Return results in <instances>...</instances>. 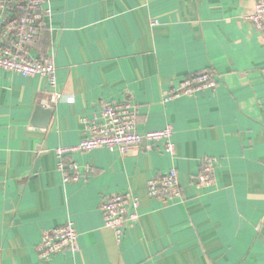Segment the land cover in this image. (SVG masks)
I'll return each instance as SVG.
<instances>
[{
	"label": "crops",
	"instance_id": "1",
	"mask_svg": "<svg viewBox=\"0 0 264 264\" xmlns=\"http://www.w3.org/2000/svg\"><path fill=\"white\" fill-rule=\"evenodd\" d=\"M47 36L63 99L44 126L43 78L0 71V264H264V41L247 18L255 0H50ZM217 87L168 103L171 88L203 71ZM133 97L141 133L173 129L176 154L145 143L127 156L98 149L67 160L91 169L65 183L55 154L86 136L82 118ZM41 123V120H40ZM215 184H192L201 160ZM39 163V165H37ZM182 198L155 200L148 183L170 170ZM131 192L139 222L118 243L104 197ZM73 223L77 250L38 259L42 234Z\"/></svg>",
	"mask_w": 264,
	"mask_h": 264
},
{
	"label": "built area",
	"instance_id": "2",
	"mask_svg": "<svg viewBox=\"0 0 264 264\" xmlns=\"http://www.w3.org/2000/svg\"><path fill=\"white\" fill-rule=\"evenodd\" d=\"M50 0H0V71L21 75L27 78H43L50 90V99L42 101L43 108L56 106L63 96L57 91V68L55 50L43 56H33L32 46L38 45L47 30L46 19L51 11ZM260 33L264 41V0H255L254 13L247 18ZM217 87L213 71H203L182 80L177 87L165 93L163 103L183 96L192 97ZM85 138L76 146L60 147L55 154L58 170L65 183H78L87 180L92 171L76 162L67 160L70 156L98 149L117 151L125 157L148 143L163 149L171 156L176 154L172 141L171 126L161 131L141 133L138 130V112L132 96L127 95L121 102L104 104L100 115L82 118ZM217 160L205 157L201 160L198 175L192 184L198 189L210 188L215 184ZM148 195L155 200L182 198V186L175 169L154 178L148 183ZM139 199L131 192L104 197L100 209L106 228L114 231L118 243L125 230L136 225L140 216ZM78 233L73 223H66L42 234L37 246L38 259L52 262L65 251L77 250Z\"/></svg>",
	"mask_w": 264,
	"mask_h": 264
},
{
	"label": "water",
	"instance_id": "3",
	"mask_svg": "<svg viewBox=\"0 0 264 264\" xmlns=\"http://www.w3.org/2000/svg\"><path fill=\"white\" fill-rule=\"evenodd\" d=\"M51 113V109H44L43 107H38L35 112L36 121L39 122L38 124L41 126H45L47 124V120H49L51 116ZM37 165H39V163H37Z\"/></svg>",
	"mask_w": 264,
	"mask_h": 264
},
{
	"label": "trees",
	"instance_id": "4",
	"mask_svg": "<svg viewBox=\"0 0 264 264\" xmlns=\"http://www.w3.org/2000/svg\"><path fill=\"white\" fill-rule=\"evenodd\" d=\"M46 36H47V33H46V31H45V33H44V37H43L42 40H44V39L46 38ZM41 42H42V41H41Z\"/></svg>",
	"mask_w": 264,
	"mask_h": 264
}]
</instances>
